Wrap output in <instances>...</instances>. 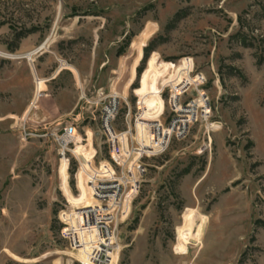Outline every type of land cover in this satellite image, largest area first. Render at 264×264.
I'll list each match as a JSON object with an SVG mask.
<instances>
[{"label": "rangeland", "instance_id": "1", "mask_svg": "<svg viewBox=\"0 0 264 264\" xmlns=\"http://www.w3.org/2000/svg\"><path fill=\"white\" fill-rule=\"evenodd\" d=\"M190 65L209 115L157 142L161 86ZM112 95L116 131L147 154L112 264H264V0H0V264H81L65 214L77 227L93 204L82 165L119 171L100 122Z\"/></svg>", "mask_w": 264, "mask_h": 264}, {"label": "built area", "instance_id": "2", "mask_svg": "<svg viewBox=\"0 0 264 264\" xmlns=\"http://www.w3.org/2000/svg\"><path fill=\"white\" fill-rule=\"evenodd\" d=\"M188 72L177 91L170 83L161 86V96L169 88L172 118L168 127H164L159 121L153 122L152 132L157 142L164 141L165 130H170L176 137L184 136L200 117L209 115V100L203 91L205 77L201 73H194L191 65ZM188 76L191 81H187ZM190 90L195 91L197 95H189L188 100H184ZM118 108V98L116 95L110 96L102 107L100 122L110 156L119 165V171L116 172L111 164H108L113 171L110 176L86 171L93 204L78 210L80 219L77 227L71 222V215L65 214L67 239L73 249L80 250L85 255L81 258V264H112V254L120 249L116 233L118 225L128 216L131 203L139 192L138 177L146 172L145 166L139 160L147 155L146 149L138 142L139 148L130 150L127 136L131 138V130L118 133L114 127ZM76 135L77 130L73 126L63 128L61 136L59 133L55 135L64 159L67 153L73 152L70 145L75 144ZM135 151L139 157L132 161Z\"/></svg>", "mask_w": 264, "mask_h": 264}, {"label": "bare ground", "instance_id": "3", "mask_svg": "<svg viewBox=\"0 0 264 264\" xmlns=\"http://www.w3.org/2000/svg\"><path fill=\"white\" fill-rule=\"evenodd\" d=\"M45 43H46V42H45ZM43 46H44V44H43L42 46H40L39 49H41ZM37 51H38V50H37ZM35 53H36V51L30 53L28 56L31 57V56H33ZM63 160H66V159L63 158ZM82 168H83V169H82V170H83L82 173L86 174V170L84 169L83 165H82ZM112 172H113V171H112ZM112 174H113V173H112ZM112 174H111V175H112ZM108 176H110V175H108ZM119 250H120V249H119ZM119 250H118V251H119ZM118 251H116V252H114V253H117Z\"/></svg>", "mask_w": 264, "mask_h": 264}]
</instances>
